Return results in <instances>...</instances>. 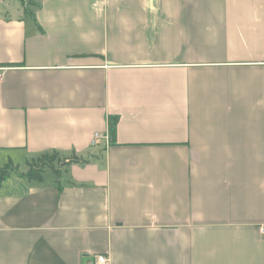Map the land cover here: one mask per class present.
Listing matches in <instances>:
<instances>
[{
    "label": "crops",
    "instance_id": "crops-1",
    "mask_svg": "<svg viewBox=\"0 0 264 264\" xmlns=\"http://www.w3.org/2000/svg\"><path fill=\"white\" fill-rule=\"evenodd\" d=\"M31 1L0 0V163L94 157L2 184L0 264H264V0Z\"/></svg>",
    "mask_w": 264,
    "mask_h": 264
},
{
    "label": "trees",
    "instance_id": "trees-1",
    "mask_svg": "<svg viewBox=\"0 0 264 264\" xmlns=\"http://www.w3.org/2000/svg\"><path fill=\"white\" fill-rule=\"evenodd\" d=\"M21 5L25 14H28L30 17H34L30 8H37L38 4H35L33 1H24L16 0ZM108 133L110 143L114 142L115 139V127L114 123L109 121L108 124ZM62 157V161H59L60 168L56 169L54 163L56 160ZM94 156L84 157L82 155H77L75 152L69 154H60L58 152L51 153H42L38 156H35L29 160L25 161L26 172L19 176L20 179H23L26 183H37L42 184L44 179V174L47 170L52 171L53 175L56 178L55 183L59 185L58 178L61 175L63 170H66L70 165H84L90 162L91 158ZM58 162V161H57ZM12 168L11 163H7L0 167V187L6 181L9 172ZM62 169V170H61ZM69 183H72L68 181ZM59 187V186H58Z\"/></svg>",
    "mask_w": 264,
    "mask_h": 264
},
{
    "label": "rangeland",
    "instance_id": "rangeland-1",
    "mask_svg": "<svg viewBox=\"0 0 264 264\" xmlns=\"http://www.w3.org/2000/svg\"><path fill=\"white\" fill-rule=\"evenodd\" d=\"M12 2L14 4H18V6H19V2H17L16 0H9L8 3L11 5ZM91 155L92 154H90V156ZM20 157L21 156L16 154V156H14V159H12L15 162V164L14 163L12 164V168H11V170L9 172V175H8V177L6 179V182L3 184L4 186H6L7 183H11L12 184V183H15V182H18V181H22L21 179H19V176L26 172V166H25V162L20 164L21 163V162H19V161H21ZM3 159H6V158H1L0 157V160H3ZM59 161H62V157H59L56 160V162L54 163V166H55L56 169L60 168ZM7 163H8V160H6V161L4 160L3 163H0V167H2L3 164L5 165ZM16 164H18V165H16ZM53 177H54V175H53L52 171H50V170H47L45 172V174H44V179H50V178H53Z\"/></svg>",
    "mask_w": 264,
    "mask_h": 264
},
{
    "label": "built area",
    "instance_id": "built-area-1",
    "mask_svg": "<svg viewBox=\"0 0 264 264\" xmlns=\"http://www.w3.org/2000/svg\"><path fill=\"white\" fill-rule=\"evenodd\" d=\"M2 71H3V69H0V79H1V77H2ZM95 137H96V138H95L96 140H94V141H97L98 138H97V136H95ZM94 144H95V143H94Z\"/></svg>",
    "mask_w": 264,
    "mask_h": 264
}]
</instances>
